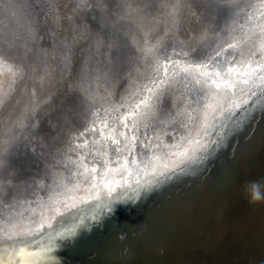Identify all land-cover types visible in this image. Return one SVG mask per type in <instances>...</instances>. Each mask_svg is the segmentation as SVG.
<instances>
[{"label":"water","instance_id":"95a60500","mask_svg":"<svg viewBox=\"0 0 264 264\" xmlns=\"http://www.w3.org/2000/svg\"><path fill=\"white\" fill-rule=\"evenodd\" d=\"M237 26L241 59L194 91L188 86L199 104L188 100L183 131L170 133L168 123L156 130L152 123L147 130L146 120L138 115L137 137L124 150L119 148L124 139H113L101 159L88 157H99L102 145L96 144L91 153L85 150L80 159L84 165L77 166L70 183L43 201L33 189L36 200L23 202L14 217L8 216L0 231V264H264V200L259 199L264 196V111L246 112L264 93V24L255 32ZM23 50L29 70L38 71L43 62L32 66L35 56ZM146 68H139L143 81L150 75ZM172 78L167 89L178 100L181 78ZM105 82L113 92L107 105L128 101L137 113L131 97L142 82L132 84L128 96L120 98L114 82ZM86 106L73 108L80 119L88 116ZM241 117L235 134L224 127L229 118ZM10 120L4 126L15 119ZM139 140L143 142L138 145ZM182 170L183 175L163 185L139 189ZM36 184L44 186L40 178ZM53 232L64 237L72 233V238L50 248ZM16 247L24 249L23 255L17 251L13 256Z\"/></svg>","mask_w":264,"mask_h":264},{"label":"bare ground","instance_id":"6f19581e","mask_svg":"<svg viewBox=\"0 0 264 264\" xmlns=\"http://www.w3.org/2000/svg\"><path fill=\"white\" fill-rule=\"evenodd\" d=\"M11 2H13L15 9L14 21L18 24L16 32L17 36L20 37L18 42L27 51H32L28 52L29 56H32V54L35 56L31 60L32 66L34 63L39 65L43 63L41 67L39 66L40 68H37L38 71L35 67L29 70V78L25 85L26 89L20 96L15 108L10 112L13 114L10 118L14 117L13 124L18 121L28 124L31 117L34 116H48L51 112L62 114L59 117L58 136L55 142L42 141L39 137L33 139L31 136L28 137L27 141H22L28 147L30 145L36 147L38 152L43 151L44 155L40 159H44L46 164L43 174L42 171H35L33 179L19 184L13 198L0 199V231L5 229L8 216L14 217L19 212L23 202L36 200L33 189L41 194L38 198L43 201L44 196H46V200L52 198L55 188L70 183L77 166L84 165L80 162V159H83V155L87 153L85 150L91 153L96 144L102 145L101 151L103 153L99 157L93 156L92 153L88 157L89 160L101 159L102 156L108 155L113 139H124V144L119 147L124 150L125 146H128L130 141L137 137V128L134 124L138 121V115L142 120H146L144 124L147 130L150 129L152 123H155V128H153L155 130L168 123L170 124V133L177 130L178 132L183 131L187 122V114L184 113L187 102L194 96L188 94V86L190 91H194L195 86L199 87L200 84L211 82L212 78L222 75L224 71L229 69L234 60H236L234 62L236 63L241 59L237 31L239 23L244 24V28L250 32H255L259 25L264 24V0H236L237 11L226 20L221 19V26L223 22L222 27L220 23L218 27L219 19L215 17L212 11L210 9L205 10L199 21L201 29L206 33V39L202 47L208 50L209 61L206 63L191 61L183 52L179 57L175 53H170L173 62L169 63H165L163 58L157 59L155 53H151L150 60L153 68L149 66L150 63L141 60L139 65L147 67L146 71L150 75L145 81L139 82H142L137 88L139 90H136L131 97L135 99L138 105L139 110L137 109L136 113L128 101L121 103L122 105L118 104V106L111 107V105H107L108 101L111 100L112 88L108 82L104 83L105 77L90 74L88 62L91 63L92 60L88 46V25L82 19L80 24L76 22V11L72 8L76 0H44L39 10L29 9L24 0H11ZM49 3L51 4L50 8L48 7ZM239 3L241 4L239 5ZM61 5H63V11H61ZM165 6L166 0H162L161 8L157 13L158 18H161L160 20L164 25L166 22L167 26L171 24L172 34L176 33L177 27L173 26V19L168 15ZM187 10L190 11V8L185 9L183 13L185 26H188V22L191 20ZM242 32H244V29L240 30V33ZM219 44L222 46L217 48ZM82 45L85 46L81 47ZM229 45H234V47L230 48ZM186 47V44L178 43L177 50ZM221 50H223L222 56L217 57V61L221 63L217 67L216 61H211L210 58ZM77 65L80 68L79 75L74 73V68ZM132 66L137 65L133 64ZM50 67L51 73L48 74ZM173 76L181 78V80L177 78L181 81L178 82H180L182 89L181 92L176 89L179 91L178 100H174L167 89V82L172 81ZM106 79L109 80L108 77ZM162 90L168 91L171 99V110L163 114L157 110L155 111V107L157 109L156 97L160 95ZM183 92L185 95H183ZM72 93L83 96V105L91 107L86 109L88 116L80 119L78 116L80 112L75 111L73 108H67L61 104L54 106L51 102L46 103L49 98L62 100L66 94ZM132 103L135 105L134 102ZM121 106L125 107L124 110ZM10 118L0 123L3 125L8 124L11 121ZM153 118H155L154 122ZM126 125L127 127H125ZM93 126L96 128L95 132L91 131ZM138 127L140 129V126ZM85 129L89 130L88 136L90 137L86 142L85 137L81 135ZM26 132L27 129H25ZM96 132L97 136L93 137ZM142 140H139L137 144H142ZM145 143L148 145L146 141ZM40 144L44 145L43 149L37 146ZM63 165L67 167L65 168ZM37 177L40 178V181H43V188L36 184ZM47 178H49V181ZM36 205H38V202L33 204V209Z\"/></svg>","mask_w":264,"mask_h":264},{"label":"snow or ice","instance_id":"6c2138e0","mask_svg":"<svg viewBox=\"0 0 264 264\" xmlns=\"http://www.w3.org/2000/svg\"><path fill=\"white\" fill-rule=\"evenodd\" d=\"M24 2L29 9L39 10L44 0H24ZM161 4L162 0H76L72 5L76 11V22L80 24L82 19L88 25V46L92 60L89 65L90 74L122 79L130 73L133 64L139 67L141 60L150 63L151 53H155L157 59L163 58L165 63L173 62L170 53H175L179 57L181 52L191 61L206 63L209 61V54L208 50L202 47L206 33L200 27L199 18L203 16L204 10L208 9L216 18L222 20H226L237 11L236 0H168L166 5L168 15L173 17L172 23L177 27L176 33L168 35L171 29L166 30L163 22L156 16ZM48 7H51L50 3ZM187 8L192 9L193 18L188 22V26H185L183 13ZM61 11H63V5H61ZM152 20H155L158 25L156 31L148 30V25ZM19 39L20 37L12 32L0 31V63H8L3 55L5 46L14 45ZM178 43L186 44L187 47L177 50ZM229 47H234V45H229ZM222 54L223 50L217 51L210 58L211 61H216L217 67L221 63L217 61V57ZM79 72L80 68L77 65L74 73L79 75ZM6 99L7 94L0 99V106H3ZM192 99L194 103L199 104L198 96L194 95ZM156 101V110L161 114L171 110L168 91L162 90L156 97ZM49 102L54 106L61 104L67 108H74L82 104L84 98L80 94L72 93L66 94L62 100L49 98L46 103ZM257 109L264 111V93L253 101L252 106L246 112L254 115ZM61 114L55 112L48 116H34L28 124L18 121L7 128L0 123V199L13 198L21 182L33 179L35 171L44 169L46 161L40 159L44 155L43 151L37 152L36 147H28L22 141H27L31 136L33 139L39 137L42 141L55 142ZM242 122L243 117L229 118L224 127L235 134ZM25 129H27L26 133ZM88 131L85 129L81 133L85 137V142L90 139ZM91 131H96L95 126ZM37 146L41 149L44 147L43 144ZM183 174L184 170L156 177L146 184L139 185V189L148 190L163 185L173 176ZM71 238L72 233H69L67 237L57 232L49 233V240L52 241L49 247H55L57 242ZM15 249L13 256H16L17 251L23 255L22 247Z\"/></svg>","mask_w":264,"mask_h":264},{"label":"rangeland","instance_id":"374dc122","mask_svg":"<svg viewBox=\"0 0 264 264\" xmlns=\"http://www.w3.org/2000/svg\"><path fill=\"white\" fill-rule=\"evenodd\" d=\"M167 4L168 0H166V5ZM165 9L167 10V6H165ZM14 11V4L11 2V0H0V31H9L18 35L16 33L18 24L16 21H14ZM187 13L189 14V18L192 19L193 12L191 8L190 11L187 10ZM156 16L158 18L157 13ZM164 26L166 30L170 28V26H167V22ZM173 26L175 25L173 24ZM157 27L158 25L156 24V21L152 20L148 25V30L156 31ZM21 46V43H19L17 40L12 46H5L3 51V55L8 60V63H0V99H3L6 94L7 99L4 100L3 106H0V122L6 119L8 114L18 103L19 98L23 93V89L27 83L29 67L27 61L25 60V51ZM140 66H132L130 73L122 79L108 78L116 85L115 96L117 98H120L122 95H127L129 93L130 86L132 84L135 85L142 80L140 69L138 70ZM106 78L107 77H105V79Z\"/></svg>","mask_w":264,"mask_h":264},{"label":"clouds","instance_id":"9594fccd","mask_svg":"<svg viewBox=\"0 0 264 264\" xmlns=\"http://www.w3.org/2000/svg\"><path fill=\"white\" fill-rule=\"evenodd\" d=\"M255 199H256V196L253 195V196H252V200L255 201ZM259 199L264 200V196H260Z\"/></svg>","mask_w":264,"mask_h":264}]
</instances>
